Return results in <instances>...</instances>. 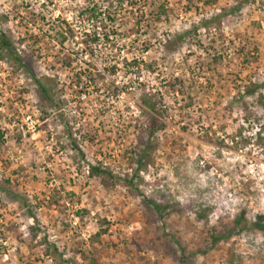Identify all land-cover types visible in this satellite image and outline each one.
I'll list each match as a JSON object with an SVG mask.
<instances>
[{
    "label": "rangeland",
    "instance_id": "rangeland-1",
    "mask_svg": "<svg viewBox=\"0 0 264 264\" xmlns=\"http://www.w3.org/2000/svg\"><path fill=\"white\" fill-rule=\"evenodd\" d=\"M121 2L0 0V264H264V0Z\"/></svg>",
    "mask_w": 264,
    "mask_h": 264
},
{
    "label": "trees",
    "instance_id": "trees-1",
    "mask_svg": "<svg viewBox=\"0 0 264 264\" xmlns=\"http://www.w3.org/2000/svg\"><path fill=\"white\" fill-rule=\"evenodd\" d=\"M90 1V0H88ZM117 1V0H116ZM119 3L122 1V0H118ZM109 3V1L107 2ZM110 3L112 4L113 1H110ZM122 3V2H121ZM100 4L99 3H96L94 2L93 3V6L91 7V10H92V14L95 15V16H98L100 15ZM108 6V5H107ZM163 13L164 12V9L163 7L161 6V10L158 11L157 13ZM99 32L97 31H94L91 35H90V39L93 43H95L97 40H99L100 38H98ZM198 44H201L200 42ZM0 48H3L7 54L12 57L16 62L17 64L23 68L27 73H28V76L35 82V85L37 87V92H38V95H39V98L41 100V104L39 105L40 106V109L42 108L41 106L42 105H46L47 107L49 108H53L54 106V98H53V84L49 85L45 82H42V80L40 79V77H38L35 72H33V69H31V65L29 63V61L26 59V56H21L20 54L17 53L15 47H14V43L12 41V39L7 36L3 31L0 30ZM218 58L219 56H213L212 60L215 62V64L218 63ZM106 66V65H105ZM106 71H108L109 73L111 74H114L115 70H116V66L115 65H112V67H108L106 66ZM93 70H97L95 68V64L92 63V62H89V68H88V71L91 73L93 72ZM246 94H253L254 92H256L259 88V85L255 82H251L250 85L246 86ZM154 108V106H153ZM152 108V109H153ZM163 125L164 123H159L158 125L154 126L153 124H150V125H146V131L148 132V135L147 137H149L150 135H152L155 131L157 130H161L163 128ZM148 139H146L145 141H141V144H142V150H144V148H146L147 145L146 142H147ZM143 153H140L139 155V159H138V162H139V167L137 168V170L135 171V174L138 172V170L140 169V167L142 166L143 164ZM91 171L94 172V173H99V172H105L104 170H100L98 167H95V166H92L91 167ZM127 182L132 185L133 183L131 182V179H128ZM144 200H146V202L148 204H150L153 209L159 213V215H162L163 212H164V205H162L161 203H158L156 202L155 200H153L152 198H150L149 196H144ZM244 223L243 225H240ZM255 225L252 226V227H260L262 228V230H264V222L263 223H254ZM258 224V225H257ZM235 225L237 226L238 230H242L244 227H251V225L249 224V222L247 221L246 217H245V213L244 211L241 212L236 218H235ZM224 237V233H221V232H218V234L216 235H213L212 237V242H217L219 241L220 239H222Z\"/></svg>",
    "mask_w": 264,
    "mask_h": 264
},
{
    "label": "built area",
    "instance_id": "built-area-1",
    "mask_svg": "<svg viewBox=\"0 0 264 264\" xmlns=\"http://www.w3.org/2000/svg\"><path fill=\"white\" fill-rule=\"evenodd\" d=\"M24 122H26V123H33V120L31 118V115L30 114L25 115ZM31 128H33V125L31 126Z\"/></svg>",
    "mask_w": 264,
    "mask_h": 264
}]
</instances>
